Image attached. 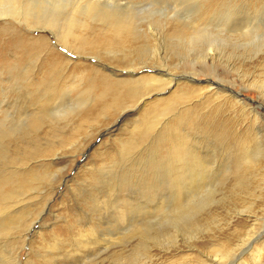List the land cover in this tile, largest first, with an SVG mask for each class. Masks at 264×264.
I'll return each instance as SVG.
<instances>
[{
	"label": "rangeland",
	"instance_id": "1",
	"mask_svg": "<svg viewBox=\"0 0 264 264\" xmlns=\"http://www.w3.org/2000/svg\"><path fill=\"white\" fill-rule=\"evenodd\" d=\"M119 1L139 4L129 20L137 40L122 43L90 21L77 29L86 42L76 49L50 31L0 21L27 40L0 37V181H8L0 182V264H210L214 248L235 254L257 232L238 256L253 263L252 251L264 252V92L254 85L264 81V0H208L203 15L216 13L208 20L193 14L202 0L179 9L178 0ZM49 53L56 65L42 60ZM96 71L161 83L117 111L96 99L68 112ZM97 88L94 100L104 93ZM188 89L197 91L190 117L176 119L182 104L143 139L146 114ZM164 129L208 166L207 187L192 188L174 214L165 211L174 144H156Z\"/></svg>",
	"mask_w": 264,
	"mask_h": 264
},
{
	"label": "bare ground",
	"instance_id": "2",
	"mask_svg": "<svg viewBox=\"0 0 264 264\" xmlns=\"http://www.w3.org/2000/svg\"><path fill=\"white\" fill-rule=\"evenodd\" d=\"M181 1L183 0H178L179 4H177L176 8L179 9L181 6H183L184 3H180ZM224 1L231 2V0H217V4L219 5ZM199 2L200 4L194 8L196 10L193 9L195 11V13H193L194 15L196 14V16H200V17L207 16L205 18L207 20L216 15L215 12L211 16H209L208 13L203 15L202 10L208 9L206 8L208 7V5L205 6V2H208V0H202ZM146 7L148 6L142 4V8H146ZM138 10H139V4L123 3L122 1H119V0L117 1L116 0H0V21L5 22V21L10 20L15 25H23L32 30L50 31L54 34L55 39H57L59 43L63 44L64 46H73V47H76V49H78L77 47L84 46L86 39H84V37L79 35L80 31L78 32L77 29L79 27H83V28H86L85 29L86 31H88L87 26H89L88 22L90 21L100 23L101 25L99 26L103 27V29H101V30H104L103 33H106V35L107 34L112 35V37L119 39L122 43L125 42L130 36H133L134 38L137 37V35L131 28L132 24L129 20L137 12L140 13V11ZM173 12H176V10H174ZM5 25L6 26H3V27L0 26V37H2L3 35L7 33H11V32L12 34L14 33V30H12L8 26V24H5ZM257 39H262L264 41V37H258ZM135 40L137 39L135 38ZM17 41L20 45H24L27 40L22 35H18V34L16 35V33H14V35H12L10 42L14 44ZM22 49L25 50V53L24 51L22 52V54L25 56L27 53V48L26 49L22 48ZM2 52H3L2 48H0V56L2 55ZM53 53L52 54L49 53L42 60L45 59V61L49 62L51 65H56V62L54 61H58L59 59L56 58V56L54 55L56 53L54 54ZM155 71L163 74V72L160 69H155ZM83 76H86L85 72H83L82 77ZM132 76H133V73L131 72L129 74V78L120 80L118 82H113L112 79H109L108 76L102 75L100 74V72L96 71L94 73V78H91L90 81L87 82L88 86L86 87V90L84 88L83 89L84 92L82 91L83 94L85 95V98L82 99L80 102H78L77 107L72 108L68 112L73 113V111L76 112L77 109L78 111L87 109L86 107H88L89 109L93 108L96 99L97 100L99 99L100 101L102 100V101L113 102L111 104L102 102L103 112L107 113L110 110L117 111V110L122 109L124 106L130 103H133L136 101L139 102L140 99L147 96V94H149L150 92L149 85H152L155 83H161V80L158 78L159 76H157V78L153 76L147 79H139V80L132 79L133 78ZM169 80L170 82H172V79H169ZM99 83L104 87V93L102 96H99L97 98L95 97V100H94L91 97V94L93 93L94 95H97V90H98L97 86ZM16 84L19 86L18 82ZM213 85L214 83H211V86ZM254 85L259 90H262V92H264L263 91L264 81L256 82V83L254 82ZM216 86H217V89L219 90H222L224 88V86L222 85H216ZM207 90H209L208 86H207ZM194 91L195 90L193 89L192 90L188 89L186 91L182 90L181 94L180 92L177 93L176 96H174L171 100L170 99L167 100L162 106L159 105L157 106V108L154 107L155 109L152 112H154L155 114L147 113L146 119H144L143 121L145 122L144 126L142 123L140 127L138 126V130H140L141 128L143 129L142 130V132H144L143 139H146L147 136L152 131H154V129L156 128L158 119L168 114V112L172 113L180 105L182 104L185 105V108L182 110V113L180 114V116H178L176 119L180 118V120H182L184 117L189 116L188 113L190 112L185 109L188 107V103H190L191 98H193V96L195 97V95L197 94V91L196 93H194ZM202 91L203 89L199 90L201 94H202ZM204 92L206 93L207 91H204ZM46 96L48 95H44V97ZM240 96L241 95H238V96L236 95L237 98H239ZM216 97H219V96H216ZM88 101H91L90 105L88 104ZM86 104H88L89 106L85 107ZM166 129L169 130V125H167ZM166 129H164L163 131H160L158 136H156L157 137L156 144L157 146L159 145V147L165 145L167 141H170L171 142L170 144H174V147H173L174 153L172 154V158L169 161L172 176L170 177V181L168 183H165V186H170V189H169L170 195H168L169 202L166 205L165 211L168 213L174 214V213H179L184 203L187 202V200L189 199V195L194 191L192 190V188L193 189H198V188L204 189L207 187L206 181L208 177H206V173L208 171V166L202 158H199L196 155L188 153V151L184 148L186 140L181 137L180 133L173 132L168 137L167 136L165 137L163 133ZM134 146H135L134 143L128 144L127 147L124 148V150L126 152L128 151L130 152L131 150H133L132 148ZM0 182H1V186L4 187L3 184L6 185L8 181L6 180L2 181L1 179ZM186 207L189 209L188 206ZM157 208L158 207L155 208V211L159 210V208L158 209ZM141 211L142 210H140L139 213H141ZM139 217H141V215H139ZM143 223L142 225L145 224ZM257 234H258L257 232H253L247 237L245 236L244 239L242 240L243 244L240 246L237 245L239 249L236 250L235 254L234 252H232L233 250H228L225 247H222V249H225V250L214 248V251L216 252V254H214L216 259L212 258L213 261L216 260V263L218 264H259L261 261L262 254H264V252L260 250L252 251L253 255L251 257H253V263H245L244 261H241V257H238L239 253L245 251V253H243L245 255L246 253L248 254L250 250H252L251 246L260 237V234L259 235ZM263 251H264V247H263ZM230 254L231 255L233 254V255L231 256ZM190 262H196L197 264H209L207 263V261H204L201 259L200 261L199 259L198 261L190 260L186 264H195V263H190ZM212 262L210 264H212Z\"/></svg>",
	"mask_w": 264,
	"mask_h": 264
}]
</instances>
